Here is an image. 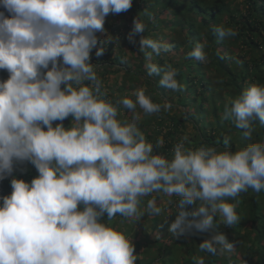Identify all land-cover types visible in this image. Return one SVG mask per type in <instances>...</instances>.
Wrapping results in <instances>:
<instances>
[{
    "label": "clouds",
    "instance_id": "clouds-1",
    "mask_svg": "<svg viewBox=\"0 0 264 264\" xmlns=\"http://www.w3.org/2000/svg\"><path fill=\"white\" fill-rule=\"evenodd\" d=\"M244 1L196 0L192 10L189 0H0V264H135L133 242L147 229L136 222L172 207L159 206V194L177 206L168 228L173 238L207 234L194 264H220L203 252L235 253L234 239L215 231L214 218L235 225L236 203L229 201L249 189L264 191V140L235 150L227 136L223 149L181 140L171 158L153 154L163 138L146 139L136 109L152 115L162 105L142 88L132 93L135 100L104 99L113 96L104 88L115 84L109 77L122 73L102 81L103 65L93 58L117 40L130 70L147 69L139 80L157 75L160 86L183 91L176 69L188 58L205 64L207 47L218 44L237 55L238 46L229 45L240 26L231 19L246 17ZM180 36L185 43L172 49ZM118 106L132 113L131 121L118 118ZM222 119L251 141L254 124L264 126V84L233 98ZM10 176L11 192L2 196ZM247 224L240 231L250 252L227 264H264V241L253 240Z\"/></svg>",
    "mask_w": 264,
    "mask_h": 264
},
{
    "label": "trees",
    "instance_id": "trees-1",
    "mask_svg": "<svg viewBox=\"0 0 264 264\" xmlns=\"http://www.w3.org/2000/svg\"><path fill=\"white\" fill-rule=\"evenodd\" d=\"M244 2H246L247 8L246 17L236 23L235 19H231L232 25L240 26V31L234 37L235 41L229 45V47L238 46V52H236L237 55L235 57L230 55L231 52L225 54V49H222L223 45L218 44L219 49H217V46L207 47L208 54L206 56L208 61L205 64L195 58H188L186 63L180 64L182 67H177L176 69V79L183 86V91H172L160 86L159 80L161 77L157 75L151 77L147 75V77L143 78V82L149 88L148 91L145 90V94L150 96L153 102L161 104L162 109L159 113L152 114L151 119H147V123L138 124V126L143 134H147L148 138L162 136L164 143L157 149L162 151V155L170 158L173 146L182 140L180 136L181 130L185 129L186 125H190L197 132L195 140L190 145L183 141L186 147H197L205 144L223 149L222 140L225 136L230 138L229 147L232 150H235V143H238L239 147H243L248 143L264 140V126H261L259 122H256L253 126V139L246 141L242 136V129H237L231 121L222 119L225 105L233 98L253 84H264V0H245ZM195 3L196 0H189V8L192 7L191 9L194 10ZM0 11H3V9L0 8ZM137 35H135L134 39L137 38ZM182 41V37L178 42L171 41L170 47L176 50L180 49L185 43ZM101 46L105 49L103 55L93 58L97 64L103 65L101 80H104L106 73L121 72L123 77L120 91L126 90V93H123L121 97L118 96V99L127 96L135 100L132 93L135 91L136 83L139 82L140 74H147V69L141 71L140 68H136L140 70L139 75L131 71L125 63L124 55L119 50L122 49L119 41L115 40ZM114 46H118L117 50L111 51ZM134 50L139 54L137 58L141 66L145 67L146 60L143 59V55L138 53V49ZM203 51L206 54V49ZM5 72L2 74H5ZM187 86H189L190 93H185L184 91ZM105 87L112 88V85H106ZM168 95L169 97L166 98ZM104 99L112 101L113 96L106 95ZM226 99H228L227 102ZM165 102H170L172 107L167 110L163 109ZM177 104L180 105L178 106ZM195 107L196 114H198L197 118L190 113V109ZM118 111L119 119L128 121L131 118L132 114L129 110L118 106ZM209 111L214 117L213 122H207L204 116ZM166 121H168L167 125L164 124ZM62 123H65L66 128L70 126V122L67 123L66 120ZM152 123L160 128L166 126L165 129L162 127L164 132L162 130H150L149 126ZM12 176L5 179L2 196L10 194ZM153 195L157 194L154 193ZM159 195L161 196L159 206L162 208L175 205H168L166 203L167 197H164L163 194ZM148 198L150 197H146L144 202ZM176 199L178 198L173 197V200ZM229 202L236 203L235 210L239 217V222L230 227L226 226L223 223V218L217 214L214 218L217 226L215 231L225 234L227 238H233L237 249L234 247L235 253L232 251L230 254L225 255H213L203 252L207 255L210 263H218L220 261V264H227L228 258L235 256L234 254L241 259L247 257L248 252H250L251 242L240 231L246 222H248V230L254 237L256 236V239L253 240H256V242L264 241V191L256 193L249 189L247 192L241 193L236 200H230ZM194 207V205L185 206L187 211H191ZM117 218L126 219L119 215H117ZM103 220L106 223L108 221L106 216ZM164 222L166 223L165 220L160 219V216L151 219V224L147 229L141 231L142 237L133 242L135 246L134 255H143L140 259H137L135 264H176V256L180 251H184L185 256L181 258L179 264H194L193 258L196 257L195 254L197 252H200L198 245L207 238V234L179 238H173L172 234L166 238L162 237V235L154 234L150 238L147 230L163 229ZM144 256L146 258L143 259Z\"/></svg>",
    "mask_w": 264,
    "mask_h": 264
},
{
    "label": "rangeland",
    "instance_id": "rangeland-1",
    "mask_svg": "<svg viewBox=\"0 0 264 264\" xmlns=\"http://www.w3.org/2000/svg\"><path fill=\"white\" fill-rule=\"evenodd\" d=\"M102 33H99L98 34V36H99V38H101L102 37ZM108 36V35H107ZM111 38V37H110ZM110 38L108 39V41L110 40ZM105 39V38H104ZM112 39V38H111ZM135 64H137V62L135 63ZM136 67H135V65H133L132 67H131V70L132 71H134V69H135ZM142 78H143V76H141L140 77V79L141 80H139V82L138 83H136V90H138V89H146V91H148V86H147V84H145L144 82H143V80H142ZM121 79H122V75H111L110 77H109V81H111L112 83H115L114 84V86L111 88V89H109L108 91H110L112 94H113V97H114V101H116V100H119L118 99V96L119 97H121V96H123V93H126V90H123V91H118V87L121 85ZM186 90H184L185 91V93H190L191 91L189 90V87H187V88H185ZM169 97V95L166 97V98H168ZM228 101V99H226V102ZM178 105V104H177ZM180 105V104H179ZM178 105V106H179ZM178 108H180V107H178ZM136 111L137 112H139L140 113V115H141V119H140V121L138 122V124H145V123H147V119L149 118V119H151V117H152V115H144L143 114V111L141 110V109H139V107H137V109H136ZM169 111V110H168ZM173 113L177 116V117H179L174 111H173ZM190 113L191 114H193V115H195V118H197L198 117V114H196L197 112H196V107L195 108H193V109H190ZM132 114V113H131ZM205 117H206V120H207V122H213L214 121V117H213V115L210 113V111L209 112H207V113H205V115H204ZM163 117V116H162ZM131 119H132V115H131V118L128 120V121H131ZM162 119H164V118H162ZM164 124H168V121H166ZM164 129H165V127L164 126H162ZM162 127L160 128L159 126H157L156 124H154V123H152L150 126H149V129L150 130H162L163 132H164V129H162ZM196 131L195 130H193V128L190 126V125H186V128L185 129H182L181 130V139L185 142V143H187V144H189L190 145V143L192 142V141H194L195 140V137H196ZM145 135V137H146V139L149 141V142H151V143H153V144H156L157 143V141H158V139L159 138H162V136H153V137H151V138H148V136H147V134H144ZM162 146V145H161ZM160 146V147H161ZM237 147H239V145H238V143L236 144L235 143V146H234V148L236 149ZM162 153V151H160V150H157V148L154 146V148H153V154H160V155H162L161 154ZM171 156H172V154L169 156L170 158H171ZM176 214H178V211H177V206L176 205H174V206H172V207H170L169 209H166L162 214H161V216H160V219L161 220H165L166 221V223L164 222V224H165V226H164V228L163 229H160V228H157V229H155L154 231L152 230H147V233H149V237L150 238H152L153 237V235L154 234H157V235H162V237H169L170 236V232L168 231V228H169V225H170V221H172L173 219H171L172 217H175V215ZM152 218V216H146V219H144V217L140 220V221H138V222H136V224L135 225H138L139 223H141V226L143 227V229H146L148 226H149V224H150V219ZM142 236H141V234L140 235H138V238H141ZM136 239H137V237H136ZM143 255H138V257H142ZM143 258H145V256L143 257ZM176 259H177V264H179L180 263V259H181V251L179 252V254L176 256Z\"/></svg>",
    "mask_w": 264,
    "mask_h": 264
}]
</instances>
